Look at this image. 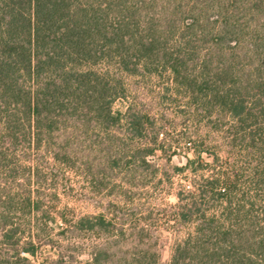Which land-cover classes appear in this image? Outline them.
<instances>
[{"label": "trees", "instance_id": "16d2710c", "mask_svg": "<svg viewBox=\"0 0 264 264\" xmlns=\"http://www.w3.org/2000/svg\"><path fill=\"white\" fill-rule=\"evenodd\" d=\"M115 71L167 75L193 117L228 119L244 164L176 193L171 215L193 230L167 262L146 227L115 211L52 219L67 242L97 238L85 264H264V0H0V264H33L27 255L51 242L50 171L96 188L120 172L131 188L164 152L152 115L113 108L126 97ZM57 249L52 263L73 259Z\"/></svg>", "mask_w": 264, "mask_h": 264}, {"label": "rangeland", "instance_id": "374dc122", "mask_svg": "<svg viewBox=\"0 0 264 264\" xmlns=\"http://www.w3.org/2000/svg\"><path fill=\"white\" fill-rule=\"evenodd\" d=\"M115 73L120 77L126 97L117 98L113 108L123 113L127 105L133 104L135 109L152 115L159 129L157 142L164 152L155 151L147 156L146 165L138 167L134 178L137 187H128L120 172L102 179V186L96 188L85 176L73 170L50 171L42 183L45 206L51 217L48 226H53L52 229L46 228L51 242L42 245L36 256L27 255L33 264H54L58 245L68 247L66 253L74 256L66 264H85L89 258L87 249L91 243L98 241L97 238L87 233L67 242L68 232L63 234L52 219L62 225L61 217L71 220L98 213L109 217L112 211H115L117 223H125L126 226L137 223L146 227L147 236L156 242L161 260L167 262L173 244L193 230L191 223L180 224L171 215L172 206L177 203L176 193L194 189L195 184L202 182V176L211 171L230 170L232 174L244 164L238 150H229L227 146L229 137L226 136L225 123L228 119L218 122L215 127V123L207 125L202 118L193 117L184 99L175 91L166 90V87H172L167 75L144 77ZM197 149H206L210 154L202 152L197 155ZM187 158L193 159V163L178 170L177 167L186 165Z\"/></svg>", "mask_w": 264, "mask_h": 264}]
</instances>
